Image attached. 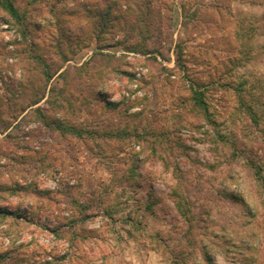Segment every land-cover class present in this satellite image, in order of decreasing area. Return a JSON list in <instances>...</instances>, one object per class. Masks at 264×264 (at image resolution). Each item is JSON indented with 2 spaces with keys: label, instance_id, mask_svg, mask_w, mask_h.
Here are the masks:
<instances>
[{
  "label": "rangeland",
  "instance_id": "1",
  "mask_svg": "<svg viewBox=\"0 0 264 264\" xmlns=\"http://www.w3.org/2000/svg\"><path fill=\"white\" fill-rule=\"evenodd\" d=\"M36 1L0 7V264H264V0Z\"/></svg>",
  "mask_w": 264,
  "mask_h": 264
},
{
  "label": "trees",
  "instance_id": "2",
  "mask_svg": "<svg viewBox=\"0 0 264 264\" xmlns=\"http://www.w3.org/2000/svg\"><path fill=\"white\" fill-rule=\"evenodd\" d=\"M34 2L36 3L37 1L34 0ZM0 4H1L0 7L5 10V13L9 17V21H11V25H15L16 21L18 22L20 19H23V23L26 21V17L24 16L22 18V16L20 15L19 9L14 7V4H13V1L12 0H0ZM75 14H78V13L75 12L74 15ZM87 14L88 15L89 14L92 15V17L95 16V17H93L90 20V22H91L90 25L94 24V25H96L100 29H104V30L105 29H108V27H109V21H108L107 18H109V16L111 17V15H112L109 12V7L106 10H101L99 8H96L93 11L90 10V12H87ZM85 18L87 20L89 17L88 18L85 17ZM112 18H113V16H112ZM88 25H89V23H88ZM27 26H28V23L26 21L25 22V27L27 28ZM29 29L30 28L28 27V31L30 32ZM147 51L148 50H146V52ZM138 53H140V52H138ZM79 70H82V69H79ZM193 99L195 100L196 105H201V106H205L206 105L204 92L194 91V97H193ZM41 100H42V98H40V100L35 101L34 105H37L38 103H40ZM22 120H24V119H22ZM55 124H56V126L54 127L55 130L63 129V131L70 130L72 133L75 132V129H73V127H71V128H68L66 126L64 127V124H63L62 121H56ZM9 135L6 134L5 138L8 139L9 138ZM0 188H2V187L0 186ZM10 190L11 189H9V188H4L3 189V191L6 192V193L8 191H9L8 193H10L11 192ZM10 216H13V212H10L9 210L4 209V208H0V217H3V218H6L7 217V218H9ZM5 257H6L5 254H2L1 255V259H4Z\"/></svg>",
  "mask_w": 264,
  "mask_h": 264
},
{
  "label": "crops",
  "instance_id": "3",
  "mask_svg": "<svg viewBox=\"0 0 264 264\" xmlns=\"http://www.w3.org/2000/svg\"><path fill=\"white\" fill-rule=\"evenodd\" d=\"M13 1V4H14V7L15 8H18V5H19V0H12ZM24 2H25V0H23ZM44 101V100H43ZM43 101H41V102H43ZM40 102V103H41ZM40 103H38L37 105H39ZM154 259V258H153Z\"/></svg>",
  "mask_w": 264,
  "mask_h": 264
},
{
  "label": "built area",
  "instance_id": "4",
  "mask_svg": "<svg viewBox=\"0 0 264 264\" xmlns=\"http://www.w3.org/2000/svg\"><path fill=\"white\" fill-rule=\"evenodd\" d=\"M8 28V26H4L2 29H7ZM8 40H10V37H7L6 38V41H8ZM13 46L12 45H10V48H12ZM138 76H140V74H138Z\"/></svg>",
  "mask_w": 264,
  "mask_h": 264
}]
</instances>
